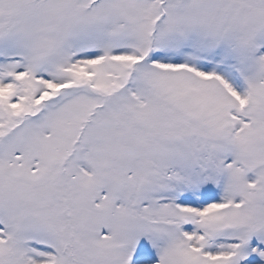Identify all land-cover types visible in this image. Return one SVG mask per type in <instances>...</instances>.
I'll return each instance as SVG.
<instances>
[{"label": "snow or ice", "instance_id": "6c2138e0", "mask_svg": "<svg viewBox=\"0 0 264 264\" xmlns=\"http://www.w3.org/2000/svg\"><path fill=\"white\" fill-rule=\"evenodd\" d=\"M0 264H264V0H0Z\"/></svg>", "mask_w": 264, "mask_h": 264}]
</instances>
